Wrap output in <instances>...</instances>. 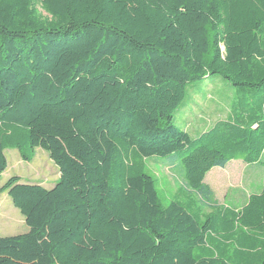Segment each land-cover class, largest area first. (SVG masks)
Segmentation results:
<instances>
[{
    "label": "trees",
    "instance_id": "trees-1",
    "mask_svg": "<svg viewBox=\"0 0 264 264\" xmlns=\"http://www.w3.org/2000/svg\"><path fill=\"white\" fill-rule=\"evenodd\" d=\"M219 75L231 114L191 139L172 124L187 84ZM47 153L51 189L0 188L28 231L0 264H264V179L234 209L163 207L145 160L179 154L188 188L264 152V0H0L5 150Z\"/></svg>",
    "mask_w": 264,
    "mask_h": 264
},
{
    "label": "rangeland",
    "instance_id": "rangeland-1",
    "mask_svg": "<svg viewBox=\"0 0 264 264\" xmlns=\"http://www.w3.org/2000/svg\"><path fill=\"white\" fill-rule=\"evenodd\" d=\"M235 101L236 90L229 82L219 75L207 76L187 84L184 98L172 116V124L195 139L215 123L226 120ZM4 156L7 168L0 176V188L14 176L23 183L45 189L55 185L58 170L43 150L36 149L30 162L22 161L17 150H5ZM145 171L152 178L163 207L173 200L185 202V197L189 196L204 214L221 207L239 209L249 195L261 190L264 152L252 164L233 159L223 168L215 167L205 174L202 183L210 189L214 204L188 188L178 153L146 159ZM27 231L23 217L7 193L0 192V237L21 235Z\"/></svg>",
    "mask_w": 264,
    "mask_h": 264
},
{
    "label": "crops",
    "instance_id": "crops-1",
    "mask_svg": "<svg viewBox=\"0 0 264 264\" xmlns=\"http://www.w3.org/2000/svg\"><path fill=\"white\" fill-rule=\"evenodd\" d=\"M203 133V132H202ZM59 178V173L57 172V179ZM57 181V180H56Z\"/></svg>",
    "mask_w": 264,
    "mask_h": 264
},
{
    "label": "water",
    "instance_id": "water-1",
    "mask_svg": "<svg viewBox=\"0 0 264 264\" xmlns=\"http://www.w3.org/2000/svg\"><path fill=\"white\" fill-rule=\"evenodd\" d=\"M197 138V137H196ZM21 183H23V182H21ZM26 184H28V183H26Z\"/></svg>",
    "mask_w": 264,
    "mask_h": 264
}]
</instances>
